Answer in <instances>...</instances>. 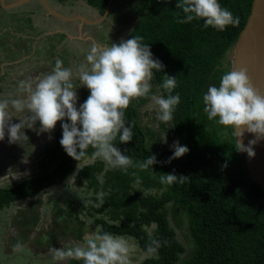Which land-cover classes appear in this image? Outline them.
<instances>
[{
  "label": "trees",
  "instance_id": "1",
  "mask_svg": "<svg viewBox=\"0 0 264 264\" xmlns=\"http://www.w3.org/2000/svg\"><path fill=\"white\" fill-rule=\"evenodd\" d=\"M47 1L60 6L76 5L102 17L110 0ZM218 2L234 17H239V26L229 25L224 31H218L211 26L205 29L203 20L177 23V19L184 17L182 10L176 8L178 0H112L105 19L120 24L123 14L130 16L132 28L125 40L134 35L142 36V43L148 44L153 59L164 66L162 72L153 69L150 81L152 87L158 89L159 96L167 98L168 95L160 87L165 74L176 77L177 87L172 94L179 93L181 100L172 121L162 122L161 126L166 131L170 129L179 145L189 149L186 154L168 163L171 154L149 145L147 134L151 132L141 126L138 109L131 104L125 110V122L126 126L131 125L133 139L122 144L117 137L114 146L134 163L143 162L151 154L156 156L158 163L147 170L129 167L125 172L119 168L107 170L103 161L96 160L77 170L78 162L68 156L59 143L62 139L59 133L55 143L43 151L38 164L40 172L0 187V211L19 201L33 199L46 189L61 186L76 174L75 182L92 193L90 208L97 216L95 226L134 239L140 250L150 255L141 264H264V193L248 177L231 130L223 135V127L207 119L202 99L208 87H218L224 72L230 70L227 55L247 23L253 0ZM0 10L4 11L1 6ZM12 21L26 28L27 36L0 24L3 27L0 28V63L5 62L6 68L8 62L31 51L37 57L44 54L47 59L53 58L54 52L53 55L45 53L47 47L58 49L67 38L63 33L40 37L34 50L31 43L43 33L40 25L35 26L29 18ZM7 75L6 72L0 74V80L4 81ZM92 151L88 149L89 155ZM170 173L188 179L183 184L161 183L160 177ZM101 192L104 193L102 202ZM54 205L56 222L62 218L66 225L56 235L41 239L46 238V243L53 245L57 236L63 237L70 230L74 239L81 241L84 222L73 203L63 208L56 200ZM179 212L186 216L192 243L190 251L177 238L176 228H181L183 223ZM71 219L73 224L69 222ZM36 223L32 220L24 225L34 228ZM70 224L74 227H69ZM22 236L25 241V234ZM41 239L37 240V246ZM153 240L159 247L148 252L149 247H155L151 243ZM66 264L83 262L70 260Z\"/></svg>",
  "mask_w": 264,
  "mask_h": 264
},
{
  "label": "clouds",
  "instance_id": "2",
  "mask_svg": "<svg viewBox=\"0 0 264 264\" xmlns=\"http://www.w3.org/2000/svg\"><path fill=\"white\" fill-rule=\"evenodd\" d=\"M176 8L184 13L182 19H177L180 24L203 20L205 29L211 26L224 31L227 26L237 27L240 23L239 17H234L218 0H178ZM143 39L134 35L110 46L94 43L88 49L85 61L75 71L64 67L63 61L56 59L51 72L20 80L17 85V91L22 94L20 98L0 99V141L5 138L6 129L9 143H15L22 135L25 136L22 131L25 124L27 128H33L39 121V133H50L58 121L67 118L70 123L61 125L62 139L59 143L67 155L78 162V170L95 163L97 159L108 168H119L125 172L129 167L147 170L158 163L154 154L143 162L134 163L114 146L117 137L122 144L133 139L131 125L126 126L125 122V110L132 100L150 98L148 108L155 110L156 119L164 123L172 121L173 112L181 100L179 93L172 94L177 87L176 77L166 74L160 87L168 93L167 98L162 95L149 97L153 69L162 72L164 66L153 59L148 44L142 43ZM77 80L79 87L86 86L90 91L79 109L76 107ZM202 99L207 119L215 120L222 126L223 135L231 130L237 151L246 152L249 158H253L256 155L254 145L264 140V95L253 86L247 69L234 70L233 67L225 71L219 86H209ZM20 113L27 115L21 118ZM13 117L20 122L11 124ZM245 132L255 136L247 145L243 143ZM162 140L166 142V137ZM89 148L93 150L91 155ZM173 148L174 153L168 163L189 151L178 142H174ZM22 162L27 163V158ZM9 173L0 179L9 180V176L19 178L17 173ZM187 179V176L170 173L162 175L160 182L183 184ZM75 180L76 174L69 178L68 184H75ZM103 195L102 192L99 194L101 202ZM151 243L155 247H149L148 252H154L159 247L157 241ZM15 247L19 249L21 246L17 244ZM136 251L137 245L130 238L103 231L100 226H96L94 231L86 230L82 241L74 242L70 247L49 250L54 261L76 260L83 264H134Z\"/></svg>",
  "mask_w": 264,
  "mask_h": 264
},
{
  "label": "rangeland",
  "instance_id": "3",
  "mask_svg": "<svg viewBox=\"0 0 264 264\" xmlns=\"http://www.w3.org/2000/svg\"><path fill=\"white\" fill-rule=\"evenodd\" d=\"M6 1L7 3H11L16 0ZM51 6L66 17L82 15L90 20L99 19L96 13L86 11L76 5L60 6L51 4ZM3 10H0L1 26H9L23 37L27 36V29L12 21L13 19L22 20L29 18L35 26L37 24L40 25L43 33L39 36L37 35L34 42L31 43V48L33 49L34 47V50L36 49L34 45L40 40V37L63 33L67 38L63 39L62 46H58V49L53 50V47H47L48 51H45V53L47 55H53L54 52L53 58L47 59L44 54H40L37 57L31 51L22 58L8 62L7 68L5 62L0 63L3 72L8 73L4 81L0 80V99L11 100L20 98L22 94L17 91L18 82L28 77L38 76L41 73L51 72L56 59L62 60L64 67L72 68L75 71L76 67L85 61L87 51L92 44L95 43L102 46H110L111 43L118 44L122 39L125 40L127 32L132 28L131 18L127 14H123L120 24L106 20L97 26L81 27L80 23L77 22H64L48 14L46 15L45 10H43L38 0L33 4L29 3L14 10ZM43 20H46L47 23L43 22ZM16 27L21 30L19 31ZM24 27L27 26L25 25ZM3 72L0 74L3 75ZM75 84L79 87L78 80L75 81ZM76 92L78 97L76 107L79 109L80 105L90 95V91L86 86H80L76 89ZM151 95L159 96L158 89L152 87V85L149 97ZM150 102V98L141 97L132 100L130 105L132 104L138 109L141 126L151 132V134H147L149 145H152L155 150H160L165 154L168 151L171 154L170 156H172L174 153L173 144L177 141L172 136L170 129L166 131L164 127L162 128V122L156 119V111L148 108ZM18 115L23 118L27 113H20ZM19 122L17 117H13L10 121L11 124ZM63 123H70V121L67 118L58 121L50 133H39V121L35 123L33 128H27L28 125L25 124L24 129H22L25 136L22 135L20 140L15 143H9L7 129L5 130V138L0 141V178L8 175L9 169L17 173L19 178L13 179L9 176V180L0 179V187H6L24 177H31L36 172L41 171L38 164L40 162L39 160L43 158V151L47 146H52L55 143L59 133L62 134L61 125ZM165 137L166 142L162 140ZM25 157L28 160L27 163L22 162ZM105 168L107 170L109 169L108 167ZM12 172L10 171L9 175H12ZM69 178L61 186L46 189L33 199L19 201L9 208L0 211V264H66L70 261H54L49 250L52 248L72 246L74 242H77L73 237V232L71 233L69 230L63 237L57 236L53 245H48L46 238L44 240L41 239V237H45L46 235H56L66 225V220L62 218L57 219L56 222L54 205L56 200H59L60 206L63 208H67L69 202L73 203L80 220L84 222V232L86 230H95L94 218H97V216L90 208L93 205L91 201L92 193L85 186L78 185L76 182L75 184H68ZM179 216L183 220V223L181 228H176L177 238L186 250L190 251L192 243L187 230L186 216L182 212H179ZM32 220L37 221L34 228L25 227L24 224ZM89 221H91L90 225L88 224ZM69 222L73 224L74 221L71 219ZM72 224L69 227H74ZM172 226L175 227L173 222ZM153 228L148 230L149 234L152 233ZM24 234L25 241L21 238ZM126 238H130L137 245L136 241L131 237ZM39 239L42 241L37 246L36 242ZM17 244L21 246L19 249L15 247ZM149 256V254L142 252L137 245L134 264H141Z\"/></svg>",
  "mask_w": 264,
  "mask_h": 264
},
{
  "label": "water",
  "instance_id": "4",
  "mask_svg": "<svg viewBox=\"0 0 264 264\" xmlns=\"http://www.w3.org/2000/svg\"><path fill=\"white\" fill-rule=\"evenodd\" d=\"M34 1L36 0H16L7 3L6 0H0V6L5 10H14ZM39 2L48 15L64 22H79L83 27L102 24L109 14L112 0L109 1L104 15L98 20H90L82 15L66 17L56 11L47 0H39ZM227 60L230 70L233 67L234 70L247 69L253 86L261 95H264V0H253L247 23L236 44L228 53ZM254 138V134L245 132L243 143L247 145L249 140ZM254 151L256 155L253 158H249L246 152H241V154L248 171V177L264 193V140L254 145Z\"/></svg>",
  "mask_w": 264,
  "mask_h": 264
},
{
  "label": "flooded vegetation",
  "instance_id": "5",
  "mask_svg": "<svg viewBox=\"0 0 264 264\" xmlns=\"http://www.w3.org/2000/svg\"><path fill=\"white\" fill-rule=\"evenodd\" d=\"M39 1V0H38ZM35 2V1H34ZM40 3V2H39ZM40 5H41V3H40ZM51 5V4H50ZM41 7H42V5H41ZM43 8V7H42ZM43 10H45L44 8H43ZM46 12V11H45ZM60 13V12H59ZM46 15H47V12H46ZM49 16H51V15H49ZM51 17H53V16H51ZM77 23H79V22H77Z\"/></svg>",
  "mask_w": 264,
  "mask_h": 264
},
{
  "label": "crops",
  "instance_id": "6",
  "mask_svg": "<svg viewBox=\"0 0 264 264\" xmlns=\"http://www.w3.org/2000/svg\"><path fill=\"white\" fill-rule=\"evenodd\" d=\"M62 46V44L61 45H59V47H61Z\"/></svg>",
  "mask_w": 264,
  "mask_h": 264
}]
</instances>
